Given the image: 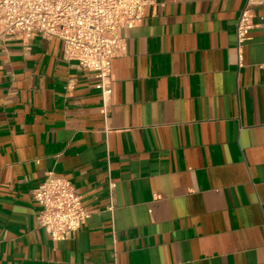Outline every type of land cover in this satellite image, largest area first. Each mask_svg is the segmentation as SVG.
<instances>
[{"label":"crops","instance_id":"obj_1","mask_svg":"<svg viewBox=\"0 0 264 264\" xmlns=\"http://www.w3.org/2000/svg\"><path fill=\"white\" fill-rule=\"evenodd\" d=\"M245 4L153 0L108 113L60 39L0 35V264H264V3L240 66ZM49 171L91 212L68 240L37 222Z\"/></svg>","mask_w":264,"mask_h":264},{"label":"built area","instance_id":"obj_2","mask_svg":"<svg viewBox=\"0 0 264 264\" xmlns=\"http://www.w3.org/2000/svg\"><path fill=\"white\" fill-rule=\"evenodd\" d=\"M262 3L264 0H246L240 14L236 28L240 66L241 46L256 25L255 6ZM152 4L153 0H0V35L60 39L66 59L95 72L102 108L108 113L113 95L112 62L126 48L122 31L140 24ZM261 68L264 71V63ZM33 197L40 205L39 226L56 241L71 238L91 216L72 181L54 171L46 173Z\"/></svg>","mask_w":264,"mask_h":264}]
</instances>
